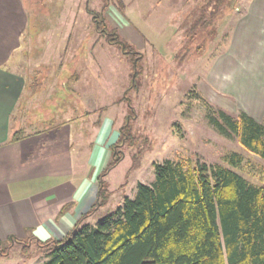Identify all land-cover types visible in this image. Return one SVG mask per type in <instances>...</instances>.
I'll list each match as a JSON object with an SVG mask.
<instances>
[{
	"label": "rangeland",
	"instance_id": "obj_1",
	"mask_svg": "<svg viewBox=\"0 0 264 264\" xmlns=\"http://www.w3.org/2000/svg\"><path fill=\"white\" fill-rule=\"evenodd\" d=\"M27 1L36 7H46V18L40 23L44 30L56 28V23L62 22L54 9L80 7L78 15H74L81 25L79 47L73 40H65L64 48L59 51L64 54L60 63L71 70L70 54L74 49H79L82 57L94 56V61L90 57L88 62L90 67L85 62L77 63L78 69L84 65L95 75L87 86L91 98L88 107L108 106V115L116 114V126L128 124L135 139L133 147H128L127 141L119 144L117 150L122 153V160L104 180L105 186L114 191V196L110 208L108 206L92 218V225L117 208L122 189L125 188V193L133 198L137 183L150 185L154 181L153 163L164 160L182 161L190 166L197 162L219 164L249 184L264 188V160L248 153L235 138L219 135L208 124L202 104L204 99L213 107L237 116L242 111L240 105L249 103V79L241 83L235 79L233 70L224 71L232 68L234 56L248 52L250 48L247 37L239 33L241 25L238 21L243 16L244 0ZM104 4H107L103 12L107 32L117 33L126 45V52L133 51L141 56L134 86L130 77L133 56L125 54L118 44H110L103 32H97L86 13V6L99 12ZM111 8L126 18L128 27L124 30L129 37H124L113 27L107 16ZM64 13L66 22L70 21L72 15L67 11ZM59 32L53 31L54 34ZM34 43L31 59L33 62L40 60L38 64L43 68L44 56L52 59L57 55L56 49L45 47L40 39H34ZM113 101L119 104L118 107L111 106ZM100 112L102 110H97L93 117L97 118ZM261 123L264 124V118ZM13 128L25 132L34 129ZM232 154L241 158L237 167L223 160ZM123 184L126 186L121 188ZM30 241L25 249H22L23 243L10 245L8 256L0 255V264L45 262L48 258L42 249Z\"/></svg>",
	"mask_w": 264,
	"mask_h": 264
},
{
	"label": "crops",
	"instance_id": "obj_2",
	"mask_svg": "<svg viewBox=\"0 0 264 264\" xmlns=\"http://www.w3.org/2000/svg\"><path fill=\"white\" fill-rule=\"evenodd\" d=\"M242 8L239 33L247 37L250 48L234 56L232 68L224 71L233 70L235 79L241 83L249 79V103L241 104L240 108L261 123L264 118V0H244ZM80 10L78 6L74 10L54 9L62 22H57L56 28L44 30L41 24L46 18L45 6L36 7L27 0H0L2 246L13 247L14 241L26 239L38 242L63 239L95 207L98 176L110 164L113 146L120 140L121 125L115 124L116 114L109 116L108 106L88 107L91 98L87 86L95 75L84 65L78 69L77 63L89 65L94 56L82 57L79 49H74L70 54L71 70L61 64L64 54L59 51L64 48L65 40L71 39L79 47L81 25L74 15ZM64 11L72 15L68 22ZM107 16L116 31L129 37L124 30L128 27L124 15L111 8ZM54 30L60 31L59 34H54ZM34 39H40L45 47H55L57 52L52 54V59L44 56L43 68L38 64L40 60L31 59ZM239 72L242 75H237ZM118 105L115 101L111 104ZM97 110L102 112L94 118ZM13 126L34 129L14 131ZM17 131L22 137L8 143ZM109 190L112 195L108 204L96 209L86 223L92 225V218L112 202L114 191ZM124 190L117 198V207L124 197L131 198Z\"/></svg>",
	"mask_w": 264,
	"mask_h": 264
},
{
	"label": "trees",
	"instance_id": "obj_3",
	"mask_svg": "<svg viewBox=\"0 0 264 264\" xmlns=\"http://www.w3.org/2000/svg\"><path fill=\"white\" fill-rule=\"evenodd\" d=\"M106 5L99 12L86 6V13L110 44H118L125 54L133 56L130 77L134 86L141 56L126 52L117 33L107 32L103 17ZM202 100L207 122L219 135L235 138L248 153L264 160V124L243 111L232 116ZM21 137L20 131L14 132L8 143ZM122 141L134 146L128 124L121 127L111 162L98 176L95 207L63 239L14 242L23 243L25 249L33 240L48 258L42 264H264V188L249 184L219 164L153 163L154 181L150 185L138 183L133 198L124 197L121 206L95 225L86 223L96 209L109 202L112 191L104 178L122 160L117 150ZM223 160L237 167L241 158L232 154ZM9 249L10 244L0 243L1 256H8Z\"/></svg>",
	"mask_w": 264,
	"mask_h": 264
}]
</instances>
